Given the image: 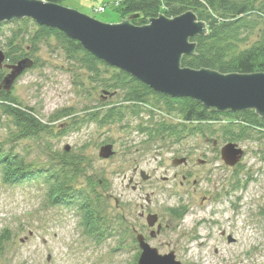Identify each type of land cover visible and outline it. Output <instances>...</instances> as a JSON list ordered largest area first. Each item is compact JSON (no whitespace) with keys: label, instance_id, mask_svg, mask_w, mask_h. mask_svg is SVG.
Returning <instances> with one entry per match:
<instances>
[{"label":"rangeland","instance_id":"obj_1","mask_svg":"<svg viewBox=\"0 0 264 264\" xmlns=\"http://www.w3.org/2000/svg\"><path fill=\"white\" fill-rule=\"evenodd\" d=\"M60 4L104 23L127 18L112 8V0H62ZM100 6L104 11H95ZM19 28L27 26L2 23L1 50H6V38ZM28 28L35 29L32 24ZM256 36L254 33L252 40ZM23 50L30 52L26 45ZM32 56L37 64L25 70L11 90L43 120L62 108H71L77 121L85 107L119 103L118 94H102L53 38L41 42ZM4 70L0 68V73ZM149 106L138 115L126 113L111 124L82 123L67 132L62 125L73 118L62 119L51 124L50 132L39 141L18 143L19 155L37 168L53 165L65 146L71 155L82 157L84 172L72 184L81 187L87 177L101 180L95 187L101 227L98 234H88L76 210L50 202L43 182L9 184L0 175V233H9L1 247L0 264H129L139 254L130 226L145 224V219L138 220V204L145 203V193L150 195L151 211L160 219L168 220L171 208L182 205L186 209L183 218H173L170 228L159 237H145L159 253L173 250L181 264H264V137L237 142L244 153L235 170L220 157L226 142L219 123L206 126L212 133L183 130L178 141L165 132L148 136L138 127L179 122L162 110L156 98L149 100ZM107 143L113 145L114 154L102 159L98 151ZM180 158L188 162L172 163ZM136 166L149 175L146 180L138 173L133 175ZM235 176L238 187L230 189ZM130 177L133 183L138 182L136 190L131 188L133 183L128 184ZM209 195L220 199L203 201ZM226 235L234 241L228 242Z\"/></svg>","mask_w":264,"mask_h":264},{"label":"trees","instance_id":"obj_2","mask_svg":"<svg viewBox=\"0 0 264 264\" xmlns=\"http://www.w3.org/2000/svg\"><path fill=\"white\" fill-rule=\"evenodd\" d=\"M45 1L60 4L62 0ZM112 8L121 18L139 14V18L131 21L137 26L160 14L173 18L186 11H192L198 20L206 23L207 34L190 38V41L195 43L194 54L182 57V67L207 68L225 74L264 72L263 0H112ZM10 21L21 22L27 28H19L6 38L4 53L7 63H15L28 57L32 59L34 67L37 60L33 58L32 53L37 51L41 42L53 38L61 45L65 56L75 60L88 73L91 83L101 89L102 94H118L119 103L85 107L83 116L77 121L73 118L75 111L71 108H62L51 114L47 120H43L35 109L23 106L12 90L7 92L0 88V130H5L4 135L0 134L2 181L9 184L43 182L50 202L76 210L88 234L100 232L99 198L95 187L102 183L101 180L87 177L81 187L74 186L73 181L84 172V162L82 157L71 155L65 149L55 158L53 165L44 168L33 167V164L29 165L16 151L20 141H39L43 134L50 132L51 124L62 119L73 118L69 123L62 125L64 132L74 130L82 123H94L98 126L111 124L122 120L126 113L138 115L145 111L150 107L149 100L153 97L161 103L166 114L175 116L179 122L165 124L159 121L148 128L138 127L140 132L148 136L165 132L169 138L178 141L183 130L190 134L212 133L206 126L219 123L221 137L226 143L250 140L259 135L264 137V119L256 115L254 110L220 113L213 108H205L188 97H166L154 92L126 72L97 59L78 41L69 38L59 29L39 25L27 17ZM4 22H1L0 26ZM29 24L33 25L34 31L28 28ZM254 33L257 36L252 40ZM23 45L29 47L30 52H25ZM7 72L8 69L5 68L0 73V84ZM225 118L226 121L221 122ZM191 124L197 126L188 128ZM232 187L236 188L238 185L233 184ZM185 212L186 209L182 205L170 209L172 218L177 220L182 219ZM8 237L9 233H0V251ZM133 241L136 242L135 237ZM136 261L137 257L129 264H136Z\"/></svg>","mask_w":264,"mask_h":264},{"label":"water","instance_id":"obj_3","mask_svg":"<svg viewBox=\"0 0 264 264\" xmlns=\"http://www.w3.org/2000/svg\"><path fill=\"white\" fill-rule=\"evenodd\" d=\"M139 16L132 14L117 23H104L45 0H0V23L30 18L39 25L59 29L97 59L126 72L156 93L170 98L188 97L220 113L251 109L264 119V72L225 74L181 66L184 55L194 54L195 43L190 38L207 34L206 23L198 20L192 11L173 18L160 14L143 25H134L131 21ZM32 65L28 57L7 63L0 49V68L8 69L0 88L9 92L13 83ZM64 149L67 151L68 147ZM113 154V145L109 143L98 151L102 159ZM242 156L243 149L237 143L228 142L220 148V157L229 167L236 165ZM185 162V158L172 161L175 165ZM140 176L143 180L148 178L144 171ZM146 221L153 226L157 216L148 215ZM135 240L139 249L136 264H181L173 250L161 254L142 235H137ZM227 241L234 240L228 236Z\"/></svg>","mask_w":264,"mask_h":264},{"label":"flooded vegetation","instance_id":"obj_4","mask_svg":"<svg viewBox=\"0 0 264 264\" xmlns=\"http://www.w3.org/2000/svg\"><path fill=\"white\" fill-rule=\"evenodd\" d=\"M211 143H212L213 146H216V140H212ZM243 153H244V151H243ZM185 159H186V162H188L187 158H185ZM237 164L234 165V166H232V167H235V170H236V168H238ZM141 171H143V170H139L138 167L136 166V167L133 168V171L132 172H133V175H135V174L138 173L139 176H140V172ZM237 175H238V172H237ZM148 177H149V175H148ZM183 179L185 181H188L189 180V177H187V174L186 175L185 174L183 175ZM233 182H234L235 186L238 185L236 176L233 179ZM132 183H133V177H130L128 179V184H132ZM138 187H139L138 186V182H134L132 184V186H131V188L133 190H136ZM229 187H230V185H229ZM233 188L234 187H232L230 189H233ZM230 191H232V190H230ZM220 193H222V192H220ZM219 199H220L219 197L216 198L213 195H209V196L204 197L203 201H206V200H209V201H218ZM144 201H145V203L138 204V208H139V211H138V220H141L142 221L143 219H145V224L144 223L137 222L136 224L131 225L130 226V232L132 234H134V237H136L137 235H142L143 237H151V238L159 237L167 229L170 228V222L173 219L172 216H171V214H170V209H169V217L170 218L168 220H163L162 218L160 219L159 216L156 213H154V212L151 211V209H150L151 199H150V195L149 194H147V193L144 194ZM116 203H117V201H116ZM152 214H155L157 216V221L155 222V224L153 226H149L148 223H147V221H146V218H147L148 215H152ZM221 235L224 236V231L221 233ZM228 236H230V235H226V237H228ZM145 240H146V238H145Z\"/></svg>","mask_w":264,"mask_h":264},{"label":"built area","instance_id":"obj_5","mask_svg":"<svg viewBox=\"0 0 264 264\" xmlns=\"http://www.w3.org/2000/svg\"><path fill=\"white\" fill-rule=\"evenodd\" d=\"M95 11L103 12L104 6H100L99 8H95Z\"/></svg>","mask_w":264,"mask_h":264}]
</instances>
